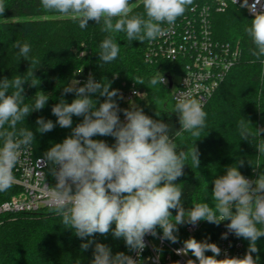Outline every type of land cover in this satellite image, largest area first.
Returning <instances> with one entry per match:
<instances>
[{
	"label": "clouds",
	"instance_id": "obj_1",
	"mask_svg": "<svg viewBox=\"0 0 264 264\" xmlns=\"http://www.w3.org/2000/svg\"><path fill=\"white\" fill-rule=\"evenodd\" d=\"M192 3L193 0H142L143 12L135 15L131 14V0H40V7L71 17L81 29L87 28L90 21L102 25V31L109 34L99 45L98 66L103 67L114 61L120 51L112 33H125L130 41H155L169 34ZM259 3L255 0L248 5L244 0V6L254 17L245 32L254 46L253 63L264 65V11L257 10ZM7 8L6 0H0V16ZM14 47L31 64L39 63L38 59L29 58L31 46L27 42L16 41ZM27 82L19 75L0 80V192L15 183L13 170L21 156L31 149L36 134L48 133L57 125L69 128L71 133L62 142L51 145L41 159L51 166L55 180L51 188H45L48 202L77 237L84 240L111 232L114 238L124 240L129 252L139 256L146 247L144 237H157L158 229L162 230L160 239L177 243L178 225L199 221L219 225L229 221L222 238L227 239L231 233L247 240L248 248L242 258L225 254L224 259H217L221 249L216 243L195 238L185 240L177 254L190 253L195 258L187 264H258L259 256L254 259L253 253L259 252L257 241L264 237V172L256 179L245 178L239 171L244 161L237 160L227 166L226 174L213 181L214 207L206 202L196 203L188 211L183 207V188L177 180L184 175L189 153L187 149H178L174 139L184 132L200 137L207 119L201 100L190 92L176 95L174 112L179 116L180 130L173 132L170 124L153 119L134 104L121 109L117 98L123 97L118 89L111 88L112 82L104 84L89 75L82 86L76 87L78 81L64 86L59 102L51 108L56 121L39 117L33 131L17 125L32 112L43 110L49 97L41 91L34 96L33 104H26L23 85ZM30 83L35 87L34 81ZM135 83L144 85V80L138 77ZM165 83L158 71L150 79L153 86ZM72 93L75 98L69 103L63 96ZM96 97L104 99L101 102ZM74 116L82 117L75 127ZM249 124V120L239 121L241 140L251 142L259 137L253 145L258 155H264V128L255 127L253 134ZM96 136H110L115 142L109 145L93 139ZM190 156L198 168L199 152L195 146ZM93 243L88 239L81 249L87 250ZM93 256L91 264H138L132 255L113 254L110 247L99 242H95Z\"/></svg>",
	"mask_w": 264,
	"mask_h": 264
},
{
	"label": "trees",
	"instance_id": "obj_2",
	"mask_svg": "<svg viewBox=\"0 0 264 264\" xmlns=\"http://www.w3.org/2000/svg\"><path fill=\"white\" fill-rule=\"evenodd\" d=\"M134 1L131 0L132 3ZM6 4L8 8L0 16V80L18 75L27 79L29 82L23 88L25 101L29 105L34 103V96L41 91L49 97L45 108L29 114L17 125L18 128L36 131V120L39 117L55 122L57 118L52 115L51 108L59 102L63 87L70 81H78L76 87L82 86L89 75H93L104 84L111 81V88L118 89L121 94L130 88L138 89L145 94V100H137L136 103H139L138 107L146 115L170 124L173 132L180 130L171 90L163 85L150 84L151 77L157 71L162 73L161 67L165 68L168 64H151L147 61L149 40L143 43L130 41L125 33H112L114 42L119 45L118 57L99 67V45L109 35L102 31V25L90 21L87 28L81 29L69 16L42 10L40 0H6ZM212 4V0H193L178 20L188 15L192 7ZM142 12L141 4L133 8L131 14ZM211 18L215 41L239 48L241 59L204 106L207 113L206 127L200 137L194 138L184 132L174 139L178 149H187L189 153L183 169L184 175L177 180L183 188L182 203L185 211L196 203L206 202L214 207L213 181L226 174L227 166L237 160L244 161L239 171L245 178H258L264 172V155H258L253 145L260 138L256 137L251 142L241 140L237 127L239 121L244 119L250 121L249 129L253 134L255 127L264 128V65L253 63L255 57L251 50L254 46L245 32L253 18L245 9L233 5L224 12L213 10ZM16 41L21 44L27 42L31 46L29 58H36L39 63L31 64L20 56L19 50L14 47ZM32 72L34 77L30 75ZM138 77L144 80V85L135 83ZM32 81L35 87L31 86ZM63 98L70 103L75 95L67 94ZM96 99L102 102L104 98ZM117 103L121 109L130 108V102L123 98H117ZM120 118L124 121L122 112ZM81 121L82 117L74 116L73 127ZM70 133L71 129L57 125L48 133L36 134L31 147L37 157H42L51 145L62 142ZM93 139L104 140L109 145L115 142L110 136H96ZM194 146L199 152L198 168L190 156ZM200 222L201 227L193 238L198 241L207 240L220 247L221 223ZM188 224L177 226L183 242L187 240L185 228ZM66 227L54 209L33 215H19L6 221L0 227V264H91L95 242L107 245L113 254L133 253L128 251L123 239L114 238L111 232L107 236L95 234L82 240L74 234V230ZM157 231L162 233V230ZM88 239L94 243L87 250H82L81 244ZM235 239L243 243L246 253L249 242L236 236ZM257 247L259 252L253 253V257L255 259L259 256L258 264H264V237L258 239ZM206 254L212 255L211 252Z\"/></svg>",
	"mask_w": 264,
	"mask_h": 264
},
{
	"label": "built area",
	"instance_id": "obj_3",
	"mask_svg": "<svg viewBox=\"0 0 264 264\" xmlns=\"http://www.w3.org/2000/svg\"><path fill=\"white\" fill-rule=\"evenodd\" d=\"M212 5L195 6L190 9L188 15L175 22L169 34L150 41L147 50V61L151 64L159 62L167 63V67H161L162 75L166 80L164 87L171 90L172 99L176 103V95L190 92L201 100L203 107L212 99L215 93L226 81L231 70L239 63L241 51L229 44H220L215 41L212 33V11L224 12L230 5L245 9L252 18L253 14L244 0H212ZM248 5L255 0H247ZM258 11H264V0L256 5ZM174 76L179 77L176 83ZM171 85V87H170ZM139 93V95H137ZM126 102L145 100V94L136 88L122 93ZM2 143V142H0ZM15 183L5 192H0V227L19 215H33L53 209L50 206L45 188H51L55 180L50 171V165L45 164L41 157H37L33 148L23 154L20 162L13 170ZM256 179V177H248ZM227 221L221 222L219 259L245 255L244 245L235 239V235L229 233L227 239L222 234L227 231ZM201 227V222L188 224L185 228L187 239L193 238ZM177 243L162 240L158 236L146 235L144 237L145 249L137 256L131 255L138 264H187L188 255L177 254L183 247L181 232H176ZM157 243V245L154 243Z\"/></svg>",
	"mask_w": 264,
	"mask_h": 264
},
{
	"label": "rangeland",
	"instance_id": "obj_4",
	"mask_svg": "<svg viewBox=\"0 0 264 264\" xmlns=\"http://www.w3.org/2000/svg\"><path fill=\"white\" fill-rule=\"evenodd\" d=\"M142 4V0H135L133 3H132V6H133V8H135V7H137V6H139V5H141ZM174 79H175V82L177 83L178 81H179V77H177V76H174ZM72 81H70L69 83H71ZM143 101V100H142ZM25 103L26 104H29L28 102H26L25 101ZM136 105V106H138L139 105V103H135V102H130V106L131 105ZM154 243L157 245V243L154 241Z\"/></svg>",
	"mask_w": 264,
	"mask_h": 264
},
{
	"label": "water",
	"instance_id": "obj_5",
	"mask_svg": "<svg viewBox=\"0 0 264 264\" xmlns=\"http://www.w3.org/2000/svg\"><path fill=\"white\" fill-rule=\"evenodd\" d=\"M170 87H171V85H170Z\"/></svg>",
	"mask_w": 264,
	"mask_h": 264
}]
</instances>
